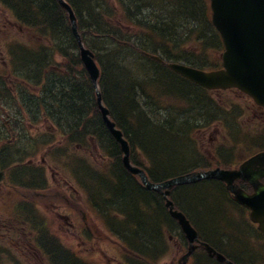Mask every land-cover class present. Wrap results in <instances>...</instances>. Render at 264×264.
Segmentation results:
<instances>
[{"label": "trees", "instance_id": "16d2710c", "mask_svg": "<svg viewBox=\"0 0 264 264\" xmlns=\"http://www.w3.org/2000/svg\"><path fill=\"white\" fill-rule=\"evenodd\" d=\"M0 1L44 40L38 50L23 44L11 50L26 78L35 82L37 77L36 83H42L46 81L48 66L61 68L56 69V76L47 77L53 84L45 97L38 98L37 105L57 112V124L72 146L77 142L86 145L87 137H94L102 151L113 159V166L107 173L97 172L73 151L65 162L74 159L72 163L83 176L92 182H103L102 200L111 208V200L119 199L124 219L119 231L124 240L128 238V249L157 264L167 252L165 232L172 230L174 220L164 207L162 195L145 189L124 170L117 145L97 107L94 86L82 67L66 11L56 0ZM66 1L76 15L84 45L93 52L100 67L98 86L102 101L130 142L134 162L144 167L153 181L198 168L193 163L181 169H176V165L194 154L191 129L203 121L202 116L199 118L201 108L215 110L216 114L207 119L210 121L223 112L222 106L208 92L145 53L158 54L165 60H184L197 67L217 65L221 42L210 22L207 0H113L118 2L114 5L108 0ZM188 42L193 45L190 49ZM212 52L215 57L209 60ZM34 66H42L35 76L31 73ZM168 82L171 88L166 86ZM35 101L30 98V102ZM175 101L179 105H173ZM182 101L190 105L180 108ZM215 164L229 166L231 162L209 161L205 166ZM196 186H176L171 197L180 209L202 208L204 212L201 210L200 214L206 218L214 197L207 198L203 191L193 195Z\"/></svg>", "mask_w": 264, "mask_h": 264}, {"label": "water", "instance_id": "95a60500", "mask_svg": "<svg viewBox=\"0 0 264 264\" xmlns=\"http://www.w3.org/2000/svg\"><path fill=\"white\" fill-rule=\"evenodd\" d=\"M68 12V17L71 22V29L76 37L79 45L81 60L96 87L99 76V69L93 59L92 52L85 48L77 32L76 18L70 6L64 0H58ZM212 8V21L216 28L220 31L224 43L225 51L222 54L223 68L205 72L176 63H167L166 65L179 72L181 75L191 79L208 88H226L237 86L244 88L243 80L245 68L242 66L244 50L242 41L245 38L257 39L256 35L263 29L264 26V0H210ZM249 54L251 52L248 51ZM153 58L160 60L157 56ZM256 101L264 105V95L262 93H254ZM96 101L101 113V117L111 135L119 143L123 153V163L128 170L134 174H138L143 185L148 189L161 191L163 188H169L175 184L195 182L203 178H216L224 181L227 188L232 193L233 199L238 203L247 206L250 209V218L258 223V227L264 231V184H258V178L264 176V152L257 154L254 157L244 161L238 169L228 170L214 168L207 171H196L177 176L161 183H151L146 178L143 170L132 165L129 159V146L124 139L122 132L116 127L114 121L109 117L108 109L102 104L101 95L96 90ZM263 166L261 169H254V166ZM239 178L249 179L255 188L252 194H247L241 190L235 181ZM165 205L173 216L181 229L185 233L190 246L187 252L178 260L177 264H185L188 255L192 252L194 245L192 242L196 240V231L190 225L185 215L174 209V205L168 199L169 191L162 192ZM208 251L212 248L205 244Z\"/></svg>", "mask_w": 264, "mask_h": 264}, {"label": "rangeland", "instance_id": "374dc122", "mask_svg": "<svg viewBox=\"0 0 264 264\" xmlns=\"http://www.w3.org/2000/svg\"><path fill=\"white\" fill-rule=\"evenodd\" d=\"M108 3L111 5H114L113 0H108ZM4 17L5 18L8 17L9 20L11 22H13L12 17H10L6 11V12H4V14L1 13V15H0V19H2L0 21V26H3V24L5 23L8 33L19 37V35L21 33L19 32V29L17 28V26L13 23L11 24V23L5 21ZM67 19H68V16H67ZM2 32H3V30L0 31V33H2ZM37 35L38 34H36L35 37H37ZM35 41H37V39H35ZM187 46H188V49H190V46L193 47L192 43H189V42H188ZM33 49H37V48L31 47V50H33ZM3 53H4L3 49L1 48L0 49V55H3ZM214 57H215V55L212 52V53H210V55L207 58L209 60H212V58H214ZM38 68H40V67H38ZM0 69H3V64L1 62V59H0ZM39 71H38V73H39ZM36 81H37V77L35 78V85L36 84L38 85V86H36L37 89L44 88L45 86H47L46 83H43V82L42 83H36ZM166 86L171 88V85L169 82L167 83ZM209 95L212 99L220 100V103L222 105H224L223 101L229 100L232 96V97H235L234 100H236L241 105V108H240L242 110L241 113L239 112L238 115L236 117H234V122L239 127V129H238L239 133L235 137L237 139V142L235 143L236 145L231 150V152L233 153L231 162L232 163L239 162L242 158H244L246 156L244 154V152L241 151L240 146H239L241 141H242V136L244 134H246V135L243 137H247V136L253 137L254 135L261 136L264 133L263 132L264 120L261 119L262 115L256 109H253L252 103H250L247 100L244 101L242 96L237 92L230 93V92H224V91H211V92H209ZM10 100H12V98H10ZM188 105H190V103H188L187 101L180 102V108H184ZM6 108H8V107H6ZM10 112L12 114V111H10ZM212 114H216L215 110L212 108H208L207 115L211 116ZM239 114H240V116H239ZM201 116L204 119L206 117L204 115H201ZM201 116H199V118ZM228 121H226L227 124H228ZM199 129H201V130L199 131ZM42 130H44V129H42ZM34 133H35L34 130H30L29 128H27V133L25 134V137L22 139L27 140L26 137H29L30 135L32 136ZM248 133H251V135H249ZM224 134H225V131L223 129H221L218 121L204 122V123L199 124V126L193 128L192 135L194 136V138L197 141L198 149H199L200 154L202 155L203 159L207 158V157L211 158V156H209L208 153L211 152V150L214 148V146L219 143L220 139L221 140L223 139L222 137L224 136ZM226 142H227V140H226ZM25 144H27V143H25ZM25 144L19 145V147H18L19 152L18 153L11 150L7 153V155L11 154L12 155L11 159H15L19 154L21 155L24 153V150L26 149ZM91 147L93 149L92 145H91ZM41 149H43V148H41ZM37 151H39L38 148L33 149V150L27 152L26 154L33 153V152L37 153ZM95 151L91 150V148H89L88 151L86 150V152H80L75 148V152H73V155H75L76 153L80 156L82 155L86 158V161H88V162L92 159V156H94V158L97 157V160H95L96 165L101 166V160L102 159ZM47 153L48 152L41 151L40 153L36 154L35 156H33L31 158L33 159V161L36 165L42 164L44 166V169H45L44 173L46 174V176L48 178H50V176L52 174H54L55 172H53L50 169L52 162H51V159ZM184 154H186L185 149H184ZM43 159L46 160L45 164L42 162ZM70 160L73 161L74 159H70ZM24 161L25 160H23L22 162H24ZM93 161L94 160H92V162ZM200 161H202V159L199 157V162ZM192 162H193V160L190 157L187 158V160H185V161H179L176 165V169H181L184 166H188ZM9 163L11 164V162H9ZM7 165H9V164H7ZM23 165H25V163H23ZM48 165H50V166H48ZM72 165L74 166L73 163H72ZM23 168H24V166H23ZM54 168H57L59 170V167H54ZM44 169H42V170H44ZM60 171H61V176L59 178H66L67 170L62 167V168H60ZM82 178L86 182L91 181L88 178V176H83ZM22 179L25 180L26 177H22ZM100 186L101 185L95 183L94 192L89 190L91 195H92V199H94V198L102 199L103 194L101 195L102 188ZM209 186L210 187H208L207 193H204L205 196H207V198H210V196L214 197L216 194V193H211V187H216L220 191L219 184H211ZM64 190L69 191V189L67 187L64 188ZM186 191H188V190H185V194H187ZM200 192H201V185H198L194 188L193 195L200 194ZM78 197H79L78 198L79 201H81V203H82V205H80V206L83 209V212L85 214V220L87 221V223H85L82 220L81 222L78 223L77 229H71L69 231L66 227H64V223L58 214V212H62V213L65 212V209L62 208L63 203L61 202V199H58V201H57V203L61 205V207L60 206L57 207L58 212L57 211H54V212L49 211L48 212V210H45L47 214L43 212L44 210L39 212V215L41 216V218L46 219V222H47L46 226L49 228L51 233H53L57 237L56 240L54 239V237H52L53 241L50 243H47V246H46L49 253L56 258V260L54 261V264H57L58 262L60 264H80L77 262V258H76L77 255H80L82 258H85L86 261L88 260L87 264H126V263H122L123 258L121 256L122 253H121L120 247L117 246L114 239L111 238L110 235L105 231V229L101 223L100 218H103V217L101 216L99 218V213L97 210H95L94 208H92L89 205L83 204V200H84L83 193L78 192ZM215 197H217V196H215ZM184 209L187 210V213L189 214L193 224L196 227H198V226L201 227L203 225L202 217L200 214V211L203 210L202 208L197 209L195 207V209H194V206H190V207H185ZM100 210L104 211L105 209H104V207H100ZM233 211L238 212V210H236V209H234ZM203 212H204V210H203ZM34 216L36 217L38 226L42 229V224L39 221L37 214H35ZM104 216L106 217L108 215H104ZM11 217H13V216H11ZM4 218H5V220H9L8 216H4ZM234 218H236V220H238L237 215H235ZM73 219H74V221H77L78 216L73 214ZM215 221H211V219H210L208 221L209 222L208 226L210 228H214V226L217 225V223H218L216 219H215ZM3 222H5V221H3ZM88 230H89V232H88ZM238 239H239V237H238ZM248 240H250L254 244L253 240H255V239L252 238V236L247 237L246 241H248ZM58 243L62 244L64 247H70L71 246L73 248L74 257L71 256L70 251H67L65 249H64L65 251L62 250L61 249L62 247ZM169 243H171V242H168V244ZM176 257H177V248L172 243V248L169 250L168 254L166 252V254L162 257V259H160L161 261L159 260L160 262H157V264H171L172 260ZM132 262H133V264H142L143 263L139 256L135 257V259H133Z\"/></svg>", "mask_w": 264, "mask_h": 264}, {"label": "flooded vegetation", "instance_id": "af4514ba", "mask_svg": "<svg viewBox=\"0 0 264 264\" xmlns=\"http://www.w3.org/2000/svg\"><path fill=\"white\" fill-rule=\"evenodd\" d=\"M244 96L249 99L247 95ZM254 106L255 105H253V107ZM257 111H259L261 115L264 114V110L261 108L257 109ZM6 113L9 116V113ZM45 119L47 118L45 117ZM45 127L50 132L54 131V129L46 123ZM9 129L10 128H0L1 159L7 157L8 139H6V141L4 140L5 136L8 134L5 130ZM42 162L45 164L46 160L43 159ZM26 164L27 166L29 165L27 170V185L31 188L27 193L25 190L16 191L17 193H15L11 189V184L8 183L11 182V175L9 174H5L4 180L0 182V209H6L9 205V200H14V212L11 214L0 212V264H40L41 248L48 250L46 247L47 243L52 242V237L55 239V235L51 233L46 226V219L43 218V220L39 212L42 210H44V213H46L45 210H48V212L57 211V207H61V205L57 203L58 199H61L63 203L62 208L65 209L64 213L57 211L59 217L64 222V227L70 231L71 228L77 229L78 223L82 220L87 223L80 203L72 200L74 195L75 199L79 201L78 194H76L77 190L74 189L70 181H67L65 178H59L61 176L60 172L57 168H54L57 167V160H54L50 167V169L55 172L50 178L44 173L45 169L42 164L36 165L31 157L27 158ZM40 167L44 169L43 172ZM242 185L245 189L251 190V186L246 182H243ZM66 187L69 191L62 189ZM83 203L87 205L85 200H83ZM16 205H19V207ZM33 214H37L42 224V229L38 226L36 217ZM73 214H80V217L75 223L72 219ZM4 216H8L9 220H5ZM205 234L209 236L207 242L214 247L216 251L222 253L231 261L241 263L247 261V258L250 259L253 254H255L256 247L254 244L248 245L243 241L241 247L231 243L224 232L214 228H203V230L199 232V241H206ZM198 249L206 252L205 248L200 244L197 245L195 251H198ZM206 254L212 261H217L215 256H210L207 252ZM52 257L55 258L54 256ZM255 262L257 264L259 263L257 256H255Z\"/></svg>", "mask_w": 264, "mask_h": 264}, {"label": "bare ground", "instance_id": "6f19581e", "mask_svg": "<svg viewBox=\"0 0 264 264\" xmlns=\"http://www.w3.org/2000/svg\"><path fill=\"white\" fill-rule=\"evenodd\" d=\"M113 3L118 4L117 1H116V2L113 1ZM15 18H16V17H15ZM16 19H17V18H16ZM13 20H14V19H13ZM112 201H113L114 203H118V202H119V199L114 198ZM121 227H123V226H120L118 230H120ZM118 233H119L120 236H123V232L118 231ZM125 240H128V238L125 239ZM199 244L202 245L203 247H206L204 241H199ZM207 245H208V244H207ZM263 249H264V248H263ZM216 260H217V261H213L214 264H218V263L228 264V263L230 262V259H229L228 257H226V256H220V255L216 257ZM254 263H255V254H253V256H252L249 260H247V261H243V262H241V263H240V262H237L236 264H254Z\"/></svg>", "mask_w": 264, "mask_h": 264}]
</instances>
